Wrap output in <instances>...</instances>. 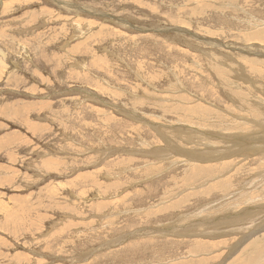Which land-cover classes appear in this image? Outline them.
<instances>
[{"label": "rangeland", "instance_id": "1", "mask_svg": "<svg viewBox=\"0 0 264 264\" xmlns=\"http://www.w3.org/2000/svg\"><path fill=\"white\" fill-rule=\"evenodd\" d=\"M263 234L264 0H0V264H264Z\"/></svg>", "mask_w": 264, "mask_h": 264}, {"label": "bare ground", "instance_id": "2", "mask_svg": "<svg viewBox=\"0 0 264 264\" xmlns=\"http://www.w3.org/2000/svg\"><path fill=\"white\" fill-rule=\"evenodd\" d=\"M199 42V41H198ZM160 43V42H159ZM220 46V45H219ZM170 87V86H169ZM173 93V92H172ZM185 100V99H184ZM164 125V124H163ZM167 129V128H166ZM169 131V130H168ZM161 132V131H160ZM172 132V131H171ZM169 133V132H168ZM185 135V134H184ZM176 136V135H175ZM184 231V230H183ZM264 235V234H263ZM254 239V238H253ZM244 251V250H243ZM236 264V263H235Z\"/></svg>", "mask_w": 264, "mask_h": 264}]
</instances>
